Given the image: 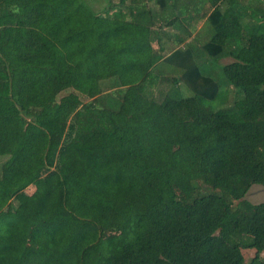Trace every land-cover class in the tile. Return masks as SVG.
Instances as JSON below:
<instances>
[{
	"label": "trees",
	"instance_id": "1",
	"mask_svg": "<svg viewBox=\"0 0 264 264\" xmlns=\"http://www.w3.org/2000/svg\"><path fill=\"white\" fill-rule=\"evenodd\" d=\"M0 18V264H264V201L243 199L264 188V0H0ZM200 22L181 48L170 31ZM201 53L231 59L229 106L205 105Z\"/></svg>",
	"mask_w": 264,
	"mask_h": 264
},
{
	"label": "rangeland",
	"instance_id": "2",
	"mask_svg": "<svg viewBox=\"0 0 264 264\" xmlns=\"http://www.w3.org/2000/svg\"><path fill=\"white\" fill-rule=\"evenodd\" d=\"M87 1L89 4L91 3L96 10H100L101 8H103L107 4V0H87ZM149 6H152L153 8L158 9V5H156L153 2L152 3L150 2ZM225 6H226V4H225ZM9 21L12 22V19L6 18L3 21V18H0V25L4 24L6 22H9ZM170 32H172V36L175 37V35H176L177 38L182 39V42L180 43L181 48H185L187 46L188 42H190V41L197 43V44H200L203 41H205L206 39H208L209 38L208 34H210L208 32V27L206 24H204V22H200L195 29L193 28L192 36H190L189 38H187L186 36H184L182 34H178L179 32L176 30H172ZM153 46L157 47V45H153ZM168 47H171V46H168ZM200 55L203 56V58L201 60L203 67L209 73L211 71L213 74V77L215 79H218L220 81V84H221L220 95L215 99L205 100L204 101L205 105L208 108H212V109H217V108L229 106L231 104V101H232L233 93L231 91V89H232L231 85H227L226 81L223 78L222 66H223V64L231 61V59L229 57H226V58L223 57V58H219L218 60H215L213 58L206 56L204 53H201ZM180 91H181L180 92L181 96L185 97V96L192 95L191 90L188 89L187 87L183 86V85L180 86ZM30 127H31V122L29 121V119H24L21 122L19 131H18L17 135L13 138V141H12L13 142L12 147H11L12 152L16 151L18 149V147L21 145V143L25 139L26 135L28 134ZM202 188H203V190L206 189L205 186H202ZM243 199H246L251 203H260V202L264 201V188L258 184L251 185V187L248 189V191L244 195ZM234 203H236V201H234ZM248 228L249 227H247L246 225H243L241 227V229L243 231H248ZM108 235L109 234H105V236H108ZM110 235H113V233ZM242 252H243L244 261H245V263H247L250 260V258L254 255L255 251L253 248L244 247V248H242ZM262 254H264V253H262Z\"/></svg>",
	"mask_w": 264,
	"mask_h": 264
},
{
	"label": "crops",
	"instance_id": "3",
	"mask_svg": "<svg viewBox=\"0 0 264 264\" xmlns=\"http://www.w3.org/2000/svg\"><path fill=\"white\" fill-rule=\"evenodd\" d=\"M12 144H13V142H12Z\"/></svg>",
	"mask_w": 264,
	"mask_h": 264
}]
</instances>
